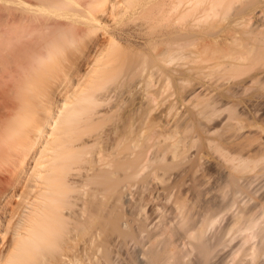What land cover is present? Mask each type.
Here are the masks:
<instances>
[{
    "label": "bare ground",
    "instance_id": "obj_1",
    "mask_svg": "<svg viewBox=\"0 0 264 264\" xmlns=\"http://www.w3.org/2000/svg\"><path fill=\"white\" fill-rule=\"evenodd\" d=\"M240 1L0 0V207L25 173L16 210L6 221L0 214V264H114L117 239L121 246L134 242L135 264H162L186 244L204 256L224 239L222 233L216 244L206 241L203 225L213 220L207 214L187 225L186 212L173 200V187L157 180V172L167 168L168 153L184 148V132L192 125L188 121L191 125L182 126L184 114L180 117L178 112L184 110L179 109L178 97L164 114L150 115L159 109L162 95L155 84L139 93V104L128 118L118 117L122 92L117 81L124 72L137 70L138 51L128 49L131 36L110 29L109 22L130 14L155 29L139 40L161 44L152 71L175 79L182 68L163 70V62H171L184 49L183 55L195 62L198 50L214 42L202 41L203 46L197 31L208 30L212 19L213 23L216 16L227 17L231 9L245 10L232 20L251 25L245 40L232 30L223 42L234 47L223 48L221 54L224 45L215 41L219 49L213 43L207 53L218 49L219 54L208 56L207 66L186 67L235 73L234 68L244 69L245 61L264 58V3L250 8L259 0H246L245 6ZM99 31L106 35L105 43L79 75V63ZM231 87L242 88L236 83ZM208 88V83L197 82L184 101ZM258 139L246 147L248 152L264 154V137ZM137 179L141 193L134 198L128 190ZM146 207L150 215L140 217ZM236 213L231 227L246 231V242L257 220L243 211ZM176 224L186 228L175 231ZM258 233V249L250 248L244 261L251 263L264 248V228Z\"/></svg>",
    "mask_w": 264,
    "mask_h": 264
},
{
    "label": "rangeland",
    "instance_id": "obj_2",
    "mask_svg": "<svg viewBox=\"0 0 264 264\" xmlns=\"http://www.w3.org/2000/svg\"><path fill=\"white\" fill-rule=\"evenodd\" d=\"M240 2L242 6H245L246 0H241ZM262 3H264V0H259L258 3H254L255 5L252 4L250 8L258 7ZM244 11L235 12L231 9L227 17L225 15L216 16L218 19L215 17L214 21H216L213 23L212 19L208 30L197 31L198 41L205 43L207 40H213L214 42L220 40L221 45H224L223 47L221 46L222 49L225 47V49H229L234 46L231 45L229 47L228 43H224L225 40L223 38L235 33L242 40H245L247 37L246 33L251 29V25H247L243 20L236 24L232 22L237 15L236 13L242 14ZM142 21L143 19L135 18L128 14L122 18L120 17L117 22L113 20L109 22L110 29L113 27L117 31L119 29L120 32L130 35L131 40L128 43L132 46L128 49L131 51L136 49V52L138 51L135 55L137 70L134 72L130 70L128 73L124 72L117 81L121 85L120 91L122 92L120 93L122 98L119 97V99L121 98V101L119 100L121 102V110L119 109L121 114L118 117L125 116V118H128L127 114L133 112V109L139 104L141 96L139 93L153 89L155 84L161 86L162 95L159 104L156 106L159 108L157 109L159 112L154 110L150 115L155 112L164 114L168 110L172 98L174 96L178 97L179 109L184 110L182 113L178 112L180 117L184 114L182 118L185 122L181 118L184 123L182 126L185 127L188 121L192 125H187L189 130L185 128L184 138L186 137V139H184V148L168 153L165 159L167 168L165 170L160 169L157 172V180L159 184L173 187V200L182 206L183 212H186L187 225H195L199 222L202 214H207L211 217V220L213 219L203 225L204 237L209 239H206V241L216 244V237L225 233L224 239L217 243L207 255L199 254L198 250L194 249L190 244H186L180 248L179 253L174 258L165 260L162 264H240L242 261L243 264L250 263V261H244L248 260L246 259L247 257H250L245 255L252 251L250 248H253V250L258 249L260 244L258 231L264 228V214L262 213L264 208V154L257 151L248 152L246 147L255 143L259 137H264V58L245 61L246 66L244 69L242 68V70L240 69L237 72L236 68H234L235 73H229L230 70H225V72L224 70L210 67L188 70L186 67L193 64L196 66H207L209 57H216L219 54L217 52L220 47L219 42V46L215 45L217 42H213L218 48L216 51L215 47H213L216 54L211 51L213 43L206 42L205 44H211L208 46L211 49L210 53H207L209 51V48L207 49L206 47L207 45L202 43L205 47H203L204 49L201 48V50H206L205 53L207 54L204 53L203 55L199 49L198 51L201 53H197L198 58L195 62H190L187 55H183L186 54L185 49L181 51L182 55L179 54L171 62H163L161 64L163 70L169 69L172 65L182 68V72L177 78L168 79L165 72V74L159 75L152 71L153 66L156 64L155 62H157L154 58L155 52L158 48H161V44L147 41V39L139 40V37L145 38L156 31L141 25ZM232 30L233 33L228 34ZM105 36L99 31L93 41L89 43L79 63L78 74L84 73L98 47L105 43ZM201 43H197V46L201 47ZM225 49L221 50L220 53L222 54ZM133 52L135 53V51ZM76 77L71 80L70 87L75 83ZM249 79L251 80L250 83ZM213 80H216L215 82L217 83L219 81L218 85ZM230 81L232 82L229 83ZM197 82L208 83L209 88L205 92H199V95L197 94L192 99H186L188 102L184 101L185 94ZM234 83L239 84L242 88L233 89L231 86ZM203 107L207 109V112L203 113L205 114L204 116L201 114L204 112L201 110ZM185 111H187L186 115ZM200 111L202 112L200 113ZM200 114L201 116H199ZM164 119L166 121L167 117H164ZM118 120L121 121L122 118ZM254 129H259L260 133L258 135L253 132L249 133ZM164 137H167L166 140L169 139L168 132L165 133ZM236 162H239V165L237 168H233L232 165ZM24 179L25 173L22 174L13 188L6 186L7 189L11 188L12 192L5 200H2L0 207V214L5 221L17 208L20 201L19 193L23 188ZM232 179L237 180L236 185L232 183ZM140 186L138 179L133 181L131 188L129 187L130 189L128 190L132 197H139L141 193ZM234 193L236 196H234ZM131 195L128 196L129 200L134 199L130 198ZM236 211L248 213V215L257 220V224L252 230L254 235L246 242H244V237L247 232L238 231L235 227H231L232 217L237 214ZM145 212L146 216H148L147 214L150 215L149 207L142 210L143 214H140V217H143ZM153 221L155 222V219ZM184 228H186L184 224H176L175 231H181ZM173 237H175V234ZM118 244L120 243L117 239V246L113 247V250H115L113 253L114 264H135L133 260V251L135 254L136 250L134 242H129L126 246ZM117 247L120 248L117 249ZM262 254H264V248L260 251L257 259L252 260L250 264L253 261V264H261L262 261L259 258L262 257Z\"/></svg>",
    "mask_w": 264,
    "mask_h": 264
}]
</instances>
